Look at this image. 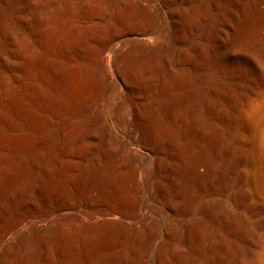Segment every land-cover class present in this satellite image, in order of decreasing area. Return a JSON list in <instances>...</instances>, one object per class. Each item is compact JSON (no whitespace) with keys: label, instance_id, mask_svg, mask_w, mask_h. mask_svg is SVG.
<instances>
[{"label":"bare ground","instance_id":"bare-ground-1","mask_svg":"<svg viewBox=\"0 0 264 264\" xmlns=\"http://www.w3.org/2000/svg\"><path fill=\"white\" fill-rule=\"evenodd\" d=\"M166 24L181 43L176 63L192 67L199 87H182L181 75L164 83ZM122 113L124 127L112 120ZM121 139L142 145L149 164ZM146 165L153 177L141 188ZM65 168L85 198H47ZM101 188L117 200L86 213ZM144 191L172 212L191 211L205 191L200 216L187 221L188 246L224 210L218 226L230 223L245 241L232 264H264V220L252 229L210 199L264 214V0H0V264H28L55 229L57 241L71 234L84 245L128 233L138 252L155 233ZM61 209L74 219L57 223Z\"/></svg>","mask_w":264,"mask_h":264},{"label":"rangeland","instance_id":"rangeland-1","mask_svg":"<svg viewBox=\"0 0 264 264\" xmlns=\"http://www.w3.org/2000/svg\"><path fill=\"white\" fill-rule=\"evenodd\" d=\"M160 13H163V8H159ZM166 35H167V44L171 50V58L170 62L167 65L166 73L164 74V83L168 85V87H174L176 84L174 83V78L184 77L186 79V83H182V87L184 85L188 87L197 86L199 84L196 80L192 78V76H197L198 74L192 69V67L186 65L185 63H176V50L181 47V43L176 42L171 34L170 24H166ZM191 38V39H190ZM186 39V43L190 44L192 42V37ZM189 42V43H188ZM175 76V77H174ZM190 76V77H189ZM190 82V84H189ZM157 84V82L155 83ZM181 85V84H180ZM180 109L176 108L171 113L166 116L168 120H175L178 117ZM174 113V114H173ZM173 114V115H172ZM125 115L117 114L113 116L112 120L117 119L116 123L121 127H124V119ZM174 117V118H173ZM173 118V119H172ZM169 126V125H168ZM173 130V127L169 129ZM72 138L76 137L74 132L71 133ZM32 136L39 137L40 135L37 132H33ZM59 139V135L54 137V140L57 142ZM76 139V138H75ZM120 146L128 148L131 153H135L137 156L141 157L144 163L147 162V153L144 151L142 145H136L132 142L126 144L125 139H121ZM71 152L75 151L74 147L70 148ZM72 161H78V159L72 155L70 158ZM147 164V165H148ZM146 165V166H147ZM152 167L147 166L145 168L144 173L142 174L139 182L142 188L143 184L146 182H150L152 180ZM76 175V170L65 168L60 172L53 175V180L51 181L52 189L55 188L56 192L49 193L47 195L48 199H53L58 191L64 190L69 191L72 196L71 198L83 199L86 197V192H79L76 187L73 185V180ZM58 180V181H57ZM87 183L91 182V178H87ZM214 185V184H213ZM217 185V184H215ZM57 187V188H56ZM230 195L233 199L237 200V195L234 193L233 189H229ZM143 200L147 205L148 209V218L154 229V235L150 239V241L139 247L138 252L131 254L130 253V235L128 233L123 235H111L112 240L105 243H97L93 245L82 244L79 237H72V235H67L65 238L61 240H56V235L58 233L57 229L54 230L53 236L54 239L49 243V245L41 246L38 248L35 254L29 259V261L25 262L28 264H126V263H149V264H161V263H176V264H209V263H226L232 264L235 260L236 254V245L244 246L245 241H240V236H236L233 233H230L231 224L228 223L224 228H220L215 219H220L221 215L229 216L228 212L221 210L222 214H217V216L211 217L206 222V226L201 232L196 235V244L195 247H189L187 244V221L193 217L200 216V206L202 203V199L205 198V191L201 192L197 197L193 194V199L190 204L191 211H185L178 209L176 212H172V210L168 209L167 206L164 205L163 201L156 200L147 191L143 193ZM45 193L42 192L37 197H46ZM226 199L224 196L220 194L211 195L210 199L216 202L219 206L220 204H225L226 208L233 212H238L242 216H244L249 221L250 227L252 229L255 227L257 223L263 221L264 218L262 216L263 213L257 212L256 216H249L248 209L238 210L234 206L232 198ZM96 199V200H95ZM232 199V200H231ZM93 207L89 209H85L86 213L91 212L93 208L102 207L104 204L102 202L106 201L109 204H114L117 200L116 197L112 195L105 188H101L99 194H96L95 197L91 198ZM67 209H61L55 211L54 217L57 218L58 222L73 220V216ZM144 214V213H143ZM264 215V214H263ZM110 216L106 215L105 219H109ZM209 225V226H208ZM212 225V226H210ZM221 232L222 234L218 233ZM226 236V237H224ZM261 236L264 239V228L262 229ZM223 238L224 241L221 240ZM70 238V239H69ZM229 238V239H228ZM233 238V239H231ZM228 239V240H227ZM221 240V241H219ZM230 240V241H229ZM220 242V243H218ZM240 242V243H239ZM224 243V251L223 247L219 244ZM231 247V248H230ZM221 248V249H220ZM231 249V250H229ZM234 249V250H233ZM217 251H222L223 257L219 260H215V254ZM230 251V252H229ZM39 252V253H38ZM259 253L262 255L261 257L264 259V247L259 250ZM41 255V256H40ZM230 257V258H228ZM234 258V259H233ZM232 262H231V261ZM230 261V262H229Z\"/></svg>","mask_w":264,"mask_h":264}]
</instances>
